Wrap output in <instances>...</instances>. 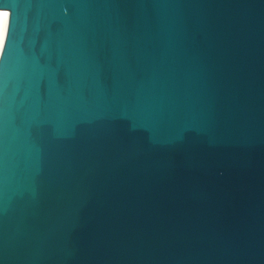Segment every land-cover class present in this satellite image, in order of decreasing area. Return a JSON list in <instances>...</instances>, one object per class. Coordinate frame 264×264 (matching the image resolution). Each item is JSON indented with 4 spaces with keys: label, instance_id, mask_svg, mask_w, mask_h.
<instances>
[{
    "label": "water",
    "instance_id": "obj_1",
    "mask_svg": "<svg viewBox=\"0 0 264 264\" xmlns=\"http://www.w3.org/2000/svg\"><path fill=\"white\" fill-rule=\"evenodd\" d=\"M0 9V264H264V0Z\"/></svg>",
    "mask_w": 264,
    "mask_h": 264
},
{
    "label": "bare ground",
    "instance_id": "obj_2",
    "mask_svg": "<svg viewBox=\"0 0 264 264\" xmlns=\"http://www.w3.org/2000/svg\"><path fill=\"white\" fill-rule=\"evenodd\" d=\"M8 17L9 11L6 9H0V51L5 37Z\"/></svg>",
    "mask_w": 264,
    "mask_h": 264
}]
</instances>
